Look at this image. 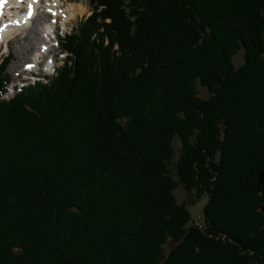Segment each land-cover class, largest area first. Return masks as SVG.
Here are the masks:
<instances>
[{
	"label": "trees",
	"instance_id": "trees-1",
	"mask_svg": "<svg viewBox=\"0 0 264 264\" xmlns=\"http://www.w3.org/2000/svg\"><path fill=\"white\" fill-rule=\"evenodd\" d=\"M89 1L0 100V264H264V0Z\"/></svg>",
	"mask_w": 264,
	"mask_h": 264
},
{
	"label": "rangeland",
	"instance_id": "rangeland-1",
	"mask_svg": "<svg viewBox=\"0 0 264 264\" xmlns=\"http://www.w3.org/2000/svg\"><path fill=\"white\" fill-rule=\"evenodd\" d=\"M72 2V3H69ZM64 7L63 9L66 10L67 7H69L70 5H74V7H76L79 11H77L76 16H74L72 19H70L68 21V23L64 25H62V16L61 19H59L58 23H55V27H56V37L53 38L52 40V45H54V50L52 49L51 54H55V58H56V63L54 64L56 67H59L60 64H62V62L64 61L66 55L61 53L58 41L64 37L68 32L72 31L73 29H76L78 26V24L81 22L82 19L86 20L88 18V16L91 14V7H90V2L89 0H63V2L61 3ZM85 7V9L83 8ZM42 15H45V19L42 21L43 23L45 22V24H47V20H46V14L45 13H41ZM48 20L49 17H47ZM42 23V24H43ZM60 24V25H59ZM53 26V27H54ZM42 28V26L40 27ZM28 33H26L24 35L18 34L17 37L13 40V43L10 46H7V43L4 42L3 45H1L0 47V62L3 61V58H5L6 56L10 55L13 60L10 63V65L8 66V70H7V76L9 78H11V83L9 85V89L7 90V94L9 95L8 97H11L13 94L12 88L13 85L20 87V86H24L25 84H31L34 81L38 80V78H41L42 80L46 77H52V75L55 73L53 72V67L50 68L49 66H44V71L46 70L47 72H50V74H43L44 71H42V69L39 71V63L36 64L37 67V72H40V76L38 78H34L32 79V77H29L28 75V71H24L25 66L23 64L25 63H29L32 61L33 56H31V60L27 57H23L20 58L18 56L19 52L23 53L24 52V42H25V38L29 35V31L27 30ZM43 37V34H41ZM44 38V37H43ZM37 44L43 42V40H37ZM35 46V47H36ZM38 47V46H37ZM53 52V53H52ZM39 53H36L34 56V60H38L39 59ZM43 62V58H41L39 60V62ZM244 61L243 58V53H239L236 57H234V63L236 65V67L240 66L242 64V62ZM40 62V63H41ZM47 61H45L46 64ZM32 66V64H31ZM30 70H34L33 67L30 68ZM25 79H27L28 81L26 82ZM25 81V82H24ZM14 90V89H13ZM198 90L201 94H204L205 96L208 95L207 91L200 85H198ZM180 142L178 140L175 141V158H174V162L177 163L179 160V156H180ZM174 174H175V179L179 180L177 171L174 169ZM176 192V197L178 199V202L182 205H186V207L189 208L192 218L193 219V224L194 225H199L200 228L205 229L206 225H205V221L203 220V209H204V205H206L208 198H200V196L198 195V193L196 192V190H188L185 186L179 184L177 187V190H175ZM177 244L174 241H169V243L166 245L165 247V253H164V257H167L168 253L170 250H172V248L174 247V245Z\"/></svg>",
	"mask_w": 264,
	"mask_h": 264
},
{
	"label": "bare ground",
	"instance_id": "bare-ground-1",
	"mask_svg": "<svg viewBox=\"0 0 264 264\" xmlns=\"http://www.w3.org/2000/svg\"><path fill=\"white\" fill-rule=\"evenodd\" d=\"M62 2L63 0H0V3L3 4V8L0 11V40H3V43L9 41L7 43L10 46L18 34L26 36L27 30L29 31L30 36L25 38L23 44L25 50L23 53L19 52L18 54L20 58L28 55L30 60L31 56H33L30 65L28 64L27 67L29 71L33 67L37 72L36 64L38 63L40 71L45 61L49 64L52 62L55 56L53 52L51 54L52 49L54 50L52 40L56 35L54 24L58 23L59 19H61L60 16H62L63 20L61 19V23L65 26L79 11L73 4L64 10ZM83 8L85 9V7ZM42 12L46 14L47 24L42 22L45 19V15L41 14ZM47 14L53 17L50 21L47 18ZM41 26L42 28H40ZM41 34H43L44 38ZM38 39L43 40V42L38 43L37 47ZM36 53L40 55L38 60H34ZM41 58H43V62L40 61V63L39 60Z\"/></svg>",
	"mask_w": 264,
	"mask_h": 264
},
{
	"label": "water",
	"instance_id": "water-1",
	"mask_svg": "<svg viewBox=\"0 0 264 264\" xmlns=\"http://www.w3.org/2000/svg\"><path fill=\"white\" fill-rule=\"evenodd\" d=\"M259 185L263 188V193H264V168L259 174ZM262 211L264 212V206L262 207Z\"/></svg>",
	"mask_w": 264,
	"mask_h": 264
}]
</instances>
